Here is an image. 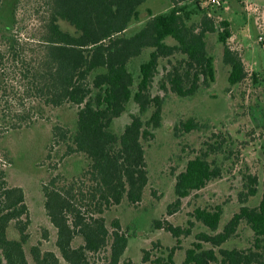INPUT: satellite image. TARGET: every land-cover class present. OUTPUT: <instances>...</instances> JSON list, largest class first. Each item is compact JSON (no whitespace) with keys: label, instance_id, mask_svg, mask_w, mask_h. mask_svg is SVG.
<instances>
[{"label":"trees","instance_id":"obj_1","mask_svg":"<svg viewBox=\"0 0 264 264\" xmlns=\"http://www.w3.org/2000/svg\"><path fill=\"white\" fill-rule=\"evenodd\" d=\"M146 1L34 0L38 17L32 27L18 16L22 0L12 5L11 25L0 27V130L31 128L52 108L73 107L76 115L72 124L53 125L46 144L47 159H59L40 182L49 225L41 224L36 233L27 190L12 184L0 164V264H136L126 257L130 229L118 217L109 222L106 213L124 201L137 205L148 185L143 139L153 138L163 121L164 96L152 93L160 60L168 58L171 65L161 87L180 97L194 96L216 79L207 37L218 33L224 62L230 66L229 83L236 85L250 76L241 52L230 44L231 22L212 14L205 0H171L169 10H149L143 26L130 34ZM3 6L6 2L0 0V10ZM195 15L199 19L194 20ZM62 21L75 31L64 29ZM168 38L175 43H168ZM146 48L150 56L140 66L134 89L136 78L129 64ZM252 75L257 82V72ZM132 100L141 114L133 115L118 133L114 121ZM148 111L151 115L145 120L142 114ZM200 128L194 118L176 127L185 132ZM219 147L201 148L177 174L169 214L194 191L223 177V166L211 157L220 153ZM3 150L0 158L12 163L10 150ZM80 160L84 165L71 175L60 168ZM246 177L239 196L242 205L223 227L221 207L196 208L195 219L208 229L196 235L182 264H264V191L259 204H249L258 193L259 179L251 173ZM161 223L157 219L154 226L162 227ZM243 225L251 231L249 245L226 247ZM168 231L178 243L159 255L144 250V262L177 264L181 237L191 235L192 228L169 225ZM78 237L82 242L76 245Z\"/></svg>","mask_w":264,"mask_h":264},{"label":"rangeland","instance_id":"obj_2","mask_svg":"<svg viewBox=\"0 0 264 264\" xmlns=\"http://www.w3.org/2000/svg\"><path fill=\"white\" fill-rule=\"evenodd\" d=\"M6 6L0 10V27L11 25V7L17 0H3ZM222 0L220 6L206 1L210 11L218 18H226L231 22L233 36L230 44L239 50L249 70L250 76L242 83L231 85L228 77L230 66L224 62V45L219 40L218 33L208 34V49L214 57L216 79L209 87L202 88L196 95L180 97L170 89L161 87L166 68H170V60H160L159 72L152 87L153 94L164 96L162 125L154 129V137L143 139L149 170V182L141 202L137 205L124 201L106 213L109 222L119 218L124 228H129L132 237L126 252V257L136 264H152L143 261L144 250L152 249L154 254H162L166 247L177 244V238L168 231V226L191 227L192 233L181 237V247L176 251L177 264H182L186 250L196 240V235L208 228L195 219L194 213L198 207L223 209L221 227L227 223L242 205L239 196L244 190L246 174L257 175L259 179L258 193L249 199L251 205L259 204L264 191V29L259 26L256 9L264 10V0ZM34 0H22L19 8L20 20L32 27L38 14ZM241 5V6H240ZM172 6L171 0H148L141 7V20L135 21L128 32L138 31L149 16V10L162 13ZM199 19V15L193 17ZM62 27L72 32L74 27L62 21ZM168 43H175L173 38ZM151 49L146 48L143 54L133 59L129 68L136 78V89L140 66L149 59ZM180 57V56H178ZM175 61L176 58H171ZM257 72V82L252 73ZM141 114L139 105L130 101L126 111L114 121V129L122 133L132 120V116ZM76 115L73 107L49 109L46 117L34 123L31 128L10 130L0 134V150H10L12 163L0 158V164L5 165L12 184L23 186L28 192V200L34 216L33 233L41 224L49 225L44 208L43 196L40 192V182L50 174V164L59 158L47 159L46 144L51 139L52 127L57 123L72 124ZM151 111L142 114L147 120ZM190 118L201 124L200 129L190 132L177 131L176 127ZM210 144L220 146V153L211 157L217 158L223 166V177L208 183L203 189L194 191L183 199L181 206L171 214L169 205L175 201L176 176L185 169L189 159L195 157L201 148ZM4 161L6 164H4ZM84 163L71 161L62 164L61 169L68 174L78 170ZM161 220L162 227H155L154 221ZM194 222V225H192ZM239 236L228 241L225 246L247 247L251 231L242 226ZM82 242L78 237L76 245ZM161 246H155V243Z\"/></svg>","mask_w":264,"mask_h":264},{"label":"built area","instance_id":"obj_3","mask_svg":"<svg viewBox=\"0 0 264 264\" xmlns=\"http://www.w3.org/2000/svg\"><path fill=\"white\" fill-rule=\"evenodd\" d=\"M212 4H218L220 5L222 3V0H206ZM206 3V2H204ZM256 14H257V18H258V22H259V26L261 29H264V10L263 9H256ZM259 40L263 41L264 40V36L260 35Z\"/></svg>","mask_w":264,"mask_h":264},{"label":"crops","instance_id":"obj_4","mask_svg":"<svg viewBox=\"0 0 264 264\" xmlns=\"http://www.w3.org/2000/svg\"><path fill=\"white\" fill-rule=\"evenodd\" d=\"M234 2H237V5L240 4V1L239 0H234ZM241 6V5H240Z\"/></svg>","mask_w":264,"mask_h":264}]
</instances>
